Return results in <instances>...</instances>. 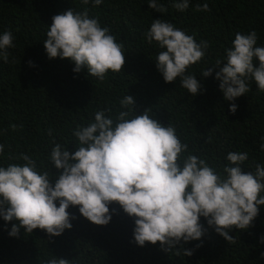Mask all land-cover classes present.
Instances as JSON below:
<instances>
[{"label": "trees", "instance_id": "trees-1", "mask_svg": "<svg viewBox=\"0 0 264 264\" xmlns=\"http://www.w3.org/2000/svg\"><path fill=\"white\" fill-rule=\"evenodd\" d=\"M148 2L102 0L94 5L93 0L88 4L83 0H0V36L10 31L14 37L8 62L0 58V167L23 165L19 157L28 155L41 174L49 173L54 185L59 170L52 165L51 152L56 144L74 153L79 146L74 131L94 122L97 111L116 121L121 111L129 112L130 119L145 110L163 126L174 127L187 144L182 160L196 155L223 174V168L231 166L229 152H246L242 171L255 174L257 164L264 167V92L248 79L249 91L230 102L216 79L217 67L226 62L237 33L255 31L256 46L264 47V0H189L184 11L173 7L180 0H156L164 12L151 9ZM205 3L208 10L197 11ZM70 9L87 11L89 18L115 36L125 55L121 72L109 71L99 80L86 70L75 73L67 59L48 58L43 43L52 17ZM156 19L194 37L197 44L207 42L204 57L185 73L201 84L196 96L181 86V78L166 83L157 70L156 57L166 49L145 39ZM207 69H212V75L203 77ZM126 95L133 97L134 108L121 106ZM232 103L237 106L234 114L229 111ZM78 209L69 207V215L76 218L70 220L72 228L59 237H49L40 229L29 234L22 228L17 237H10L18 221L0 217V264H48L53 258L69 264H264V205L246 230L232 229L229 235L234 242H227L201 217L206 229L201 240H181L170 252L162 250L159 242L138 246L133 237L134 218L116 203L109 205L112 219L106 226L92 224ZM197 244L202 246L197 248ZM183 250H193V254L184 256Z\"/></svg>", "mask_w": 264, "mask_h": 264}, {"label": "clouds", "instance_id": "clouds-1", "mask_svg": "<svg viewBox=\"0 0 264 264\" xmlns=\"http://www.w3.org/2000/svg\"><path fill=\"white\" fill-rule=\"evenodd\" d=\"M93 2L100 5L102 0ZM148 6L166 11L156 0H149ZM173 7L184 11L189 0H180ZM207 10L206 3L197 6V11ZM46 37L43 45L48 58L71 61L75 73L86 70L88 75L103 80L109 71L119 73L124 66L122 45L108 28L89 18L87 11L70 9L53 16ZM145 39L166 49L155 61L164 81L173 83L179 77L181 86L196 96L201 84L195 76L185 73L204 57L207 42L197 44L194 37L160 19L154 20ZM13 40L10 31L0 36V58L5 63L8 49L14 47ZM256 45L255 31L235 35L226 62L217 67L216 73L225 100L231 102L244 96L249 91L248 79L264 92V47ZM29 66H33L31 61ZM210 75L212 69L202 73L203 77ZM120 103L123 108H134L135 101L126 95ZM229 111L234 114L237 106L232 103ZM128 116L129 112L121 111L113 121L106 118L104 111H97L94 122L74 131L79 142L74 153L56 144L51 152L52 165L59 170L54 185L49 173L41 174L28 155L19 157L23 165L0 167V217L6 222L18 221L10 237H17L21 228L29 234L40 229L49 237H59L72 228L70 220L76 218L69 215L70 206H79V213L92 224L106 226L112 219L109 205L113 203L134 218L133 237L138 246L159 242L168 252L176 249L181 240H201L206 232L201 217L227 242H234L229 235L233 228L246 230L252 224L259 206L264 205V196L260 195L264 192V167L257 164L255 174L242 171L241 165L248 159L246 152H229L231 166L224 167L223 174L196 155L189 154L182 160L188 146L181 142L174 127L163 126L149 116L148 110L134 118ZM180 254L177 250L176 255ZM192 254L193 250H183L184 256ZM48 264L69 261L53 258Z\"/></svg>", "mask_w": 264, "mask_h": 264}]
</instances>
